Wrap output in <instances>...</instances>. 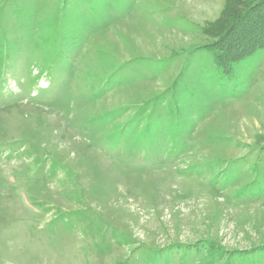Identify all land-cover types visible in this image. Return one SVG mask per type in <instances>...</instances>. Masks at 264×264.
<instances>
[{
	"label": "rangeland",
	"instance_id": "1",
	"mask_svg": "<svg viewBox=\"0 0 264 264\" xmlns=\"http://www.w3.org/2000/svg\"><path fill=\"white\" fill-rule=\"evenodd\" d=\"M225 5L0 0V264H264V48L196 50Z\"/></svg>",
	"mask_w": 264,
	"mask_h": 264
},
{
	"label": "trees",
	"instance_id": "2",
	"mask_svg": "<svg viewBox=\"0 0 264 264\" xmlns=\"http://www.w3.org/2000/svg\"><path fill=\"white\" fill-rule=\"evenodd\" d=\"M219 28L210 32L212 38L196 50L210 53L218 71L229 74L238 60L264 48V0H226L220 17ZM3 42L0 40V49ZM187 50V49H186ZM192 51V49L190 48ZM54 53L53 46L49 49ZM0 91L4 80L6 63L0 54ZM210 246L216 247L210 243Z\"/></svg>",
	"mask_w": 264,
	"mask_h": 264
}]
</instances>
